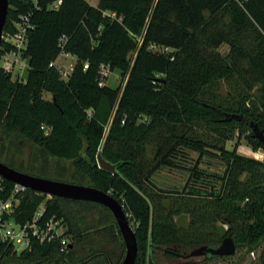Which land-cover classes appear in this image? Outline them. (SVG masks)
Listing matches in <instances>:
<instances>
[{
    "label": "trees",
    "instance_id": "obj_1",
    "mask_svg": "<svg viewBox=\"0 0 264 264\" xmlns=\"http://www.w3.org/2000/svg\"><path fill=\"white\" fill-rule=\"evenodd\" d=\"M9 5L4 34H14L25 15L33 29L25 80H13L0 67L4 144L24 140L39 156L64 165L72 161L74 183L87 180L117 199L136 228V264H148L157 251L189 264V250L220 245L228 237L236 249L261 247L264 162L228 150L226 143L236 132L252 131L251 122L264 132V0H98L96 5L9 0ZM63 36L64 51L77 58L67 80L50 67L63 50ZM13 49L2 41L0 56ZM103 66L120 72L118 87H100ZM221 81L234 83L235 95L219 97ZM252 135L247 139L254 149H264ZM99 153L117 165L115 174L99 168ZM207 157L217 159L221 169L205 168ZM162 171H177L186 180L165 189L155 181ZM0 181V198L8 200L15 184ZM47 196L29 189L19 194L16 221L32 220L45 202L42 220H63L69 227L65 236L74 237L72 248L62 253L58 242H35L18 256L12 244L0 242V264L79 262L74 246L88 236L86 214L97 207L108 210L57 197L45 201ZM180 217L189 218L186 228L178 224ZM109 221L101 216L98 224ZM107 232L111 242L122 239L116 222ZM102 258L109 264L105 255L93 261Z\"/></svg>",
    "mask_w": 264,
    "mask_h": 264
},
{
    "label": "rangeland",
    "instance_id": "obj_2",
    "mask_svg": "<svg viewBox=\"0 0 264 264\" xmlns=\"http://www.w3.org/2000/svg\"><path fill=\"white\" fill-rule=\"evenodd\" d=\"M87 1L96 5L98 0ZM156 50L160 51V49ZM220 51L226 54V46H223ZM8 54L9 53L5 54L4 56H0V67L6 63L5 58ZM62 64L66 65L65 62H62ZM67 64H69V62H67ZM12 78L15 80L14 74ZM121 80L122 78L120 72L112 71L110 77H108L106 80V86L116 88L119 86ZM235 92L236 89L234 83H228L226 81H221L216 91L219 97L223 99L232 97L235 95ZM250 134H253V131H247L242 136L236 132L234 139L226 143V148L228 150H234V148H237L239 154L264 162V149H254V146L251 145L247 139V136ZM38 153L39 152L37 148L30 142L24 140H17L14 142L13 139H9L4 144L0 136V161L2 163L33 176L79 184L74 183L72 179V174L75 173L71 167L72 161H69V163L67 162V165H64L63 163L61 164V162H59L57 159H47L46 157L39 156ZM81 155L84 158L86 157L84 151H82ZM65 166L68 168L66 175L63 178L59 177L62 173V169L65 168ZM204 167L211 169V171H217L218 169H221L222 165L217 159L207 157L205 158ZM185 180L186 176L177 171H162L155 176L156 184L165 189L179 188ZM79 185L93 187V184L87 180H83L82 184L80 183ZM50 198V196H47L45 201ZM44 205L45 202L41 204V206ZM72 209L79 210L80 207L73 205ZM86 215L89 219L87 227L90 228L86 240L80 245V248L83 252L80 254V259L82 258V260L78 259L79 262H75L74 264L91 263L93 258L97 257L98 255H105L109 264H121L125 255V245L119 236L117 237L118 242L109 241L112 239V237L109 235V232H107V228L115 224L113 216L110 215L108 211L100 207L95 208V210L88 212ZM101 216L109 217V224L105 223L100 226L101 224L98 223ZM177 222L181 227L186 228L189 224V218L180 217L177 219ZM131 226L134 228V230H136L133 223H131ZM68 230L69 227L67 224H65V232ZM67 239L71 244L74 237L72 235H68ZM74 250L76 251V248ZM192 250L193 249L189 250V252ZM17 255L19 256L20 252H17ZM154 258L158 264H181L184 262L182 259L175 260L170 258L162 251L155 252ZM103 259L105 258H102V260H95L91 264H100L101 262L104 263L105 261H103ZM187 261H189V264H264V242L261 247L254 252H248L247 249H237L236 254L233 256L214 259L194 257Z\"/></svg>",
    "mask_w": 264,
    "mask_h": 264
},
{
    "label": "built area",
    "instance_id": "obj_3",
    "mask_svg": "<svg viewBox=\"0 0 264 264\" xmlns=\"http://www.w3.org/2000/svg\"><path fill=\"white\" fill-rule=\"evenodd\" d=\"M59 4L60 1L55 2L52 8L57 9ZM19 19L20 21L15 23L16 32L14 34H3V42L11 44L14 49L6 56V63L2 68L10 73L12 77L14 74L15 80L24 81L25 73L28 69L25 52L28 46V34L33 29V26L29 15L21 16ZM66 41V37L63 36L59 44V47L63 50L56 61L50 64V67H55L60 71L62 78L65 80L72 74L77 62V58L74 55L64 51ZM62 62H65L66 65H63ZM88 67L86 64L85 69H88ZM111 72L108 66L102 67L100 87L106 86V80L110 77ZM0 190H2L1 184ZM27 190L25 186L15 184L8 200L0 198V242L12 244L17 252L31 251L35 242L40 244L58 242L60 251L66 253L70 243L65 236V224L63 220H42L45 206H41L33 219L27 223L21 224L16 221V207L20 202L18 195Z\"/></svg>",
    "mask_w": 264,
    "mask_h": 264
},
{
    "label": "water",
    "instance_id": "obj_4",
    "mask_svg": "<svg viewBox=\"0 0 264 264\" xmlns=\"http://www.w3.org/2000/svg\"><path fill=\"white\" fill-rule=\"evenodd\" d=\"M9 0H0V47L3 41L4 28L9 14ZM238 119V117H236ZM253 138L264 145V132L257 123L251 122ZM101 170L115 174L117 165L107 161L101 153L97 156ZM0 177L14 184L25 186L27 189L50 197L62 198L70 201L89 202L105 207L114 217L125 245V255L121 264H136L138 257V241L134 228L123 206L110 193L92 186L73 184L42 177L33 176L16 170L0 161ZM72 248V245H70ZM237 252L236 245L231 238H225L220 245H204L192 250L187 258L205 257L214 259L233 256ZM148 264H158L152 255L148 257Z\"/></svg>",
    "mask_w": 264,
    "mask_h": 264
},
{
    "label": "crops",
    "instance_id": "obj_5",
    "mask_svg": "<svg viewBox=\"0 0 264 264\" xmlns=\"http://www.w3.org/2000/svg\"><path fill=\"white\" fill-rule=\"evenodd\" d=\"M80 245L81 244H77L76 246H74V249L76 248V251L74 250V252H75V255H76V258H78L79 260H82V258L80 259V257H81V253H83L82 252V249L80 248ZM88 264H91V263H88Z\"/></svg>",
    "mask_w": 264,
    "mask_h": 264
}]
</instances>
